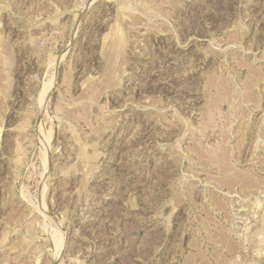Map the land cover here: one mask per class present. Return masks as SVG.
I'll use <instances>...</instances> for the list:
<instances>
[{
	"label": "rangeland",
	"instance_id": "obj_1",
	"mask_svg": "<svg viewBox=\"0 0 264 264\" xmlns=\"http://www.w3.org/2000/svg\"><path fill=\"white\" fill-rule=\"evenodd\" d=\"M59 252L264 264V0H0V264Z\"/></svg>",
	"mask_w": 264,
	"mask_h": 264
},
{
	"label": "water",
	"instance_id": "obj_2",
	"mask_svg": "<svg viewBox=\"0 0 264 264\" xmlns=\"http://www.w3.org/2000/svg\"><path fill=\"white\" fill-rule=\"evenodd\" d=\"M48 94H46V96L44 97V99H42V101L40 102L39 105V115L43 112L45 104H46V100H47ZM60 253L59 254H54L53 260H52V264H58L59 261V257H60Z\"/></svg>",
	"mask_w": 264,
	"mask_h": 264
}]
</instances>
